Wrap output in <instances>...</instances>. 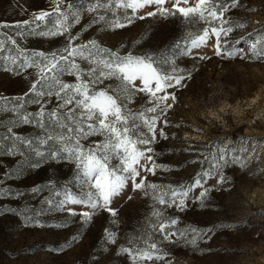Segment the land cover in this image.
Wrapping results in <instances>:
<instances>
[{"label": "snow or ice", "instance_id": "6c2138e0", "mask_svg": "<svg viewBox=\"0 0 264 264\" xmlns=\"http://www.w3.org/2000/svg\"><path fill=\"white\" fill-rule=\"evenodd\" d=\"M16 7L27 18L0 19V73L22 78L27 87L0 93V218L15 217L25 229H72L48 247L55 254L82 245L96 222L106 221L85 264H112L113 257L126 264H180L179 253H211L218 230L238 231L243 221L202 227L184 223L182 214L214 206L213 192L233 180L229 166L247 172L253 163L243 147L247 138L240 137L239 146L189 143L181 151L192 158L183 165L163 162L175 153L158 145L177 139L168 129L182 127L172 122L178 93L200 62L214 56L264 65V24L249 31L253 21L238 15L262 9L245 0H46L30 12ZM153 20L178 21L182 34L151 50L143 48L147 30L130 44L103 42L102 34ZM33 40L61 43L44 49L29 46ZM185 58L190 68L181 66ZM57 165H68L70 175L57 177ZM186 165L199 169L188 181L159 179ZM46 167L47 180L19 186ZM129 192L147 200L149 211L122 232L121 206L134 198ZM49 213L59 222L47 223Z\"/></svg>", "mask_w": 264, "mask_h": 264}, {"label": "rangeland", "instance_id": "374dc122", "mask_svg": "<svg viewBox=\"0 0 264 264\" xmlns=\"http://www.w3.org/2000/svg\"><path fill=\"white\" fill-rule=\"evenodd\" d=\"M245 3L262 9L260 13L238 14L253 21L248 29L252 31L259 24H264V0H245ZM18 4L27 7L30 12L44 8L46 0H0V19L27 18L21 15L20 8L16 7ZM84 22H87V18ZM145 30L150 35L144 41L143 48L151 50L179 38L183 28L178 21H143L114 34H102L103 42L113 47L122 41L130 44ZM95 34L94 29L90 30L84 38ZM240 34L238 31L234 35L239 37ZM59 43L60 40H33L29 46L49 49ZM207 52L211 55L210 49ZM180 63L182 67L192 66L191 60L187 58ZM26 87L22 78L0 73V93L16 95L26 90ZM178 96L179 102L173 111L172 122L182 127L169 128V133H175L177 139L161 141L158 145V150L171 147L175 153L162 157L163 162L183 165L192 158L181 151L189 143L226 140L229 144L234 142L239 146L240 137L247 138L243 147L248 149V155L253 156V163L247 172L233 166L225 170L233 180L213 192L214 206L204 210L193 207L182 214L184 223L202 227L221 221L244 223L240 224L238 231L218 230L211 242V253L203 256L179 253L180 264H264V173L254 175L264 169V65L247 64L239 60L225 61L213 56L211 60L200 62L199 71L194 73L193 79L179 91ZM184 137H187L186 141ZM239 155L243 156L244 153ZM198 170L195 165H186L179 172L163 174L159 179L163 182H184ZM50 175L46 167L28 175L19 182V186L40 183ZM55 175L63 180L70 175L69 166H55ZM129 194L133 195V200L123 202L120 211L122 232H131L149 211L147 200L135 193ZM54 216L49 213L46 222L58 223L59 220L52 218ZM103 226H106V221L98 220L82 245L63 254H55L49 252L48 247L62 243L72 229H25L15 217L0 218V264H85L88 252L95 245ZM112 264H126V261L113 257Z\"/></svg>", "mask_w": 264, "mask_h": 264}]
</instances>
